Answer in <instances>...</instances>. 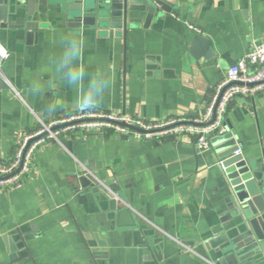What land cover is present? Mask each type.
I'll use <instances>...</instances> for the list:
<instances>
[{"label":"crops","instance_id":"crops-1","mask_svg":"<svg viewBox=\"0 0 264 264\" xmlns=\"http://www.w3.org/2000/svg\"><path fill=\"white\" fill-rule=\"evenodd\" d=\"M158 5L161 17L130 29L126 38L120 29L69 26L55 8L48 14L34 10L29 19L42 25L31 38L26 29L0 27L9 52L3 64L9 87L0 88V162L12 156L20 131L39 127L54 96L27 95L33 79H53L61 106L51 118L78 111L75 90L42 72L65 34L86 36L90 71L113 74L99 107L146 119L195 117L229 67L254 42H264V0ZM226 121L244 143V158L264 163V93L237 97ZM216 148L211 140L202 151L190 135L138 139L113 132L78 131L49 142L22 187L0 190V264H12L7 234L21 254L15 264H211L204 242L231 216ZM82 176L103 189L83 187Z\"/></svg>","mask_w":264,"mask_h":264},{"label":"water","instance_id":"water-1","mask_svg":"<svg viewBox=\"0 0 264 264\" xmlns=\"http://www.w3.org/2000/svg\"><path fill=\"white\" fill-rule=\"evenodd\" d=\"M158 4L160 0H0V27L26 29L31 38L42 25L29 19L34 16V10L37 8L41 14H48L55 8L57 15L64 17L69 26L120 29L126 38L130 29L147 28L161 17ZM163 8L168 10L164 4ZM200 40V36L195 38L193 48ZM8 87L0 78V88ZM227 128L228 132L213 138L212 144L217 146L219 157L225 159L221 180L231 211L230 223L217 228L204 246L211 252V264H264V163L246 159L242 153L233 156L244 143L238 139L229 121ZM79 180L83 187L91 186L95 192L103 189L86 176ZM117 196L123 197L122 194ZM115 203L113 200L112 204ZM14 232L18 233V230ZM25 237L28 236L19 239ZM4 240L11 252L10 262L15 264L21 257L17 243L12 234L5 235ZM158 243L154 253L160 262L163 242Z\"/></svg>","mask_w":264,"mask_h":264},{"label":"built area","instance_id":"built-area-1","mask_svg":"<svg viewBox=\"0 0 264 264\" xmlns=\"http://www.w3.org/2000/svg\"><path fill=\"white\" fill-rule=\"evenodd\" d=\"M190 27L201 33L200 29ZM8 57L9 52L0 42V78L6 82L3 64ZM261 93H264V42H254L251 50L229 67L193 118L146 119L98 107L92 111L78 110L47 121L40 120L38 128L19 132L12 156L7 162H0V190L22 187L34 171L39 150L49 142L61 143L63 135L78 131L86 135L113 132L138 139L190 135L198 149H209L213 138L228 132L226 118L231 103L239 96L255 97ZM241 153L242 149H238L233 156ZM224 161L221 159L218 163L222 169L225 168Z\"/></svg>","mask_w":264,"mask_h":264},{"label":"clouds","instance_id":"clouds-1","mask_svg":"<svg viewBox=\"0 0 264 264\" xmlns=\"http://www.w3.org/2000/svg\"><path fill=\"white\" fill-rule=\"evenodd\" d=\"M87 38L83 33H68L62 37V47L56 52L42 69L50 74L59 85L75 90L74 106L80 111L97 109L113 84V74L110 69L89 70L85 63ZM45 91H53L54 96L48 102L44 116L39 119L51 118L61 106L54 89L53 79L45 80L40 75L33 79L26 90L27 95L41 96Z\"/></svg>","mask_w":264,"mask_h":264}]
</instances>
